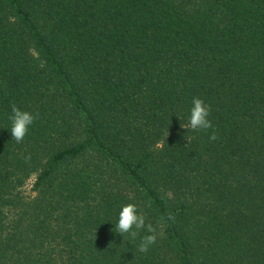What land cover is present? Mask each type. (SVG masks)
<instances>
[{
	"label": "trees",
	"instance_id": "trees-1",
	"mask_svg": "<svg viewBox=\"0 0 264 264\" xmlns=\"http://www.w3.org/2000/svg\"><path fill=\"white\" fill-rule=\"evenodd\" d=\"M0 264H264V0H0Z\"/></svg>",
	"mask_w": 264,
	"mask_h": 264
},
{
	"label": "clouds",
	"instance_id": "clouds-1",
	"mask_svg": "<svg viewBox=\"0 0 264 264\" xmlns=\"http://www.w3.org/2000/svg\"><path fill=\"white\" fill-rule=\"evenodd\" d=\"M210 111V106L202 98L193 97L186 118V126L193 131L213 128L212 121L209 119ZM9 119L11 122V138L19 143L23 141L37 116L30 111L12 105ZM216 138L213 131L209 139L215 140ZM114 227L116 229L115 233L122 238L125 234L133 240L139 237L138 251L141 253H146L156 243L155 230L150 225H146L145 218L140 214L135 203H127L120 207ZM144 229H146V234L140 235Z\"/></svg>",
	"mask_w": 264,
	"mask_h": 264
},
{
	"label": "rangeland",
	"instance_id": "rangeland-1",
	"mask_svg": "<svg viewBox=\"0 0 264 264\" xmlns=\"http://www.w3.org/2000/svg\"><path fill=\"white\" fill-rule=\"evenodd\" d=\"M32 179H33V177L28 181V183H27L28 185L26 184V186L24 187L26 194H31L30 193V183L32 182Z\"/></svg>",
	"mask_w": 264,
	"mask_h": 264
}]
</instances>
